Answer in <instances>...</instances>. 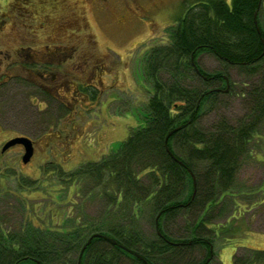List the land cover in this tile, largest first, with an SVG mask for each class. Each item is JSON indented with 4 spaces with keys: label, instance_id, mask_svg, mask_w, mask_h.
I'll list each match as a JSON object with an SVG mask.
<instances>
[{
    "label": "trees",
    "instance_id": "obj_1",
    "mask_svg": "<svg viewBox=\"0 0 264 264\" xmlns=\"http://www.w3.org/2000/svg\"><path fill=\"white\" fill-rule=\"evenodd\" d=\"M184 6L175 25L168 27L167 42L154 46L145 58L153 94L144 125L132 128L115 151L99 160L68 171L56 163L51 169L41 167L56 174L59 185L65 182L70 189L74 184L77 196V186L83 187L82 201L100 199L99 217L67 209L58 224L25 217L18 232L0 228V264L215 260L216 228L221 227L214 224V210L223 196L237 195L236 174L264 117V0H193ZM204 52L213 54L221 68L203 70L198 57ZM232 67L247 78L242 89L246 111L236 122L220 116L204 129L203 115L232 91ZM80 89L90 101L98 96L88 85ZM43 183L17 177L12 193H44ZM5 192L9 189L0 186V193ZM145 206L153 213V238L137 228L134 218V211ZM176 219L183 224L172 230L169 221ZM94 233L99 236L91 237ZM253 252L256 264H264V250ZM241 254L233 255L232 264H252Z\"/></svg>",
    "mask_w": 264,
    "mask_h": 264
},
{
    "label": "rangeland",
    "instance_id": "obj_2",
    "mask_svg": "<svg viewBox=\"0 0 264 264\" xmlns=\"http://www.w3.org/2000/svg\"><path fill=\"white\" fill-rule=\"evenodd\" d=\"M21 1L0 0V50L37 49L43 43L38 24L42 18L35 6L40 0L37 4L36 0H25L24 6L19 4ZM111 1H99L107 6L105 11L92 10L90 1L86 2L88 28L84 38L88 45L83 51L80 45L74 62L58 67L60 78L55 90L51 85L39 84L48 92L51 87V95L42 87L39 89L33 77H30L33 82L28 83L23 68L17 63L8 67L10 76L0 80V149L6 140L19 135L30 137L34 143L32 157L26 163L21 161L20 145L0 152V172L7 175L0 174V186L9 189V193H0V228L7 233L18 232L25 217L36 223L58 224L67 209H83L84 214L99 217L103 209L100 199L82 201L83 187L77 186V192L81 189L77 196L74 184L70 189L65 182L59 185L61 180L56 174L50 171L46 174L41 167L51 169L56 163L68 171L85 161L99 160L115 151L132 128L144 125L146 104L153 94L145 58L154 46L167 42L168 27L175 25L184 4L193 0H163L155 7L154 0ZM47 2L56 4L53 0ZM168 7L170 12L158 14ZM198 65L208 72L221 68L218 59L207 52L198 57ZM4 69L0 65V71ZM230 75L231 93L221 95L219 104L203 115L202 128H210L220 116L236 122L245 113L247 106L242 89L247 78L236 67L230 69ZM80 85L97 89L95 100L90 101L86 96L81 99L79 94L74 98L75 92L81 90ZM25 175L42 179L44 193L13 194L17 177ZM233 191L237 195L223 196L214 210V224L221 229L216 228V257L212 264H232L233 255L240 252L256 264L254 248L264 250V117L241 161ZM134 215L137 228L153 238L150 208L141 207ZM169 222L172 230L183 224L180 219Z\"/></svg>",
    "mask_w": 264,
    "mask_h": 264
},
{
    "label": "flooded vegetation",
    "instance_id": "obj_3",
    "mask_svg": "<svg viewBox=\"0 0 264 264\" xmlns=\"http://www.w3.org/2000/svg\"><path fill=\"white\" fill-rule=\"evenodd\" d=\"M23 1L25 0H22L19 4L24 6ZM37 1L38 0L35 1V4H37ZM53 1L56 3L55 5L47 2V0H40L39 4L35 5L38 7V9H36L38 15L42 18V20L38 22L43 36V43L40 47L37 49H33L32 47H27V49L19 47L18 49L15 48L13 50H0V54H2L0 55V65H4V67H6L4 71H0V80L4 79V76H10L8 67L11 64L13 65L14 63H17L23 68L25 78L28 80V83L33 82L30 81V77H33L36 80L33 83L38 85L39 89L42 87L45 89L44 92L46 91L49 95H51V90L56 89L57 79L60 78L58 67L64 65L68 61L74 62V59L78 54L76 51L79 50L80 45V51H83L88 45V43H86V39L84 38L85 32L88 28L85 19V4L88 0ZM89 1L92 6V10L105 11L107 9V6L104 5V3L99 2L101 0ZM108 1L113 3L111 0ZM162 1L163 0H158V2H155L154 0L153 7H155L156 4L162 3ZM137 8L143 9L141 6ZM166 9L163 11L164 13L158 14H165V12L168 13L171 11L169 7ZM144 10L147 12L146 9ZM57 12H59V19L57 17ZM148 25L149 23L147 24V27ZM25 50L26 52H24ZM22 53H25V59L22 58ZM39 84L51 85L52 89L51 87H48V92L45 86ZM78 94L81 95V99H83L84 96H86V98L88 97L86 92L78 91L75 92L74 98L77 97ZM29 98L32 99L31 97Z\"/></svg>",
    "mask_w": 264,
    "mask_h": 264
},
{
    "label": "water",
    "instance_id": "obj_4",
    "mask_svg": "<svg viewBox=\"0 0 264 264\" xmlns=\"http://www.w3.org/2000/svg\"><path fill=\"white\" fill-rule=\"evenodd\" d=\"M178 128L179 127L174 128L173 130H171L169 132V134H171L172 132H174ZM17 144L21 145L23 147V149H24L23 150V155L21 156V161L23 163H26L32 157V154H33V151H34L33 141H32V139L30 137H28L26 135L14 136V137L6 140L1 146L0 152L3 153L9 147H11L13 145H17ZM98 236H99L98 233H94L93 235H91V237H98ZM89 240L90 239H88L87 242H89Z\"/></svg>",
    "mask_w": 264,
    "mask_h": 264
},
{
    "label": "crops",
    "instance_id": "obj_5",
    "mask_svg": "<svg viewBox=\"0 0 264 264\" xmlns=\"http://www.w3.org/2000/svg\"><path fill=\"white\" fill-rule=\"evenodd\" d=\"M215 251H216V248H215ZM227 255V254H226ZM218 256V255H217ZM219 257V256H218Z\"/></svg>",
    "mask_w": 264,
    "mask_h": 264
},
{
    "label": "bare ground",
    "instance_id": "obj_6",
    "mask_svg": "<svg viewBox=\"0 0 264 264\" xmlns=\"http://www.w3.org/2000/svg\"><path fill=\"white\" fill-rule=\"evenodd\" d=\"M210 105V104H209Z\"/></svg>",
    "mask_w": 264,
    "mask_h": 264
}]
</instances>
